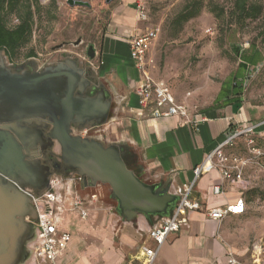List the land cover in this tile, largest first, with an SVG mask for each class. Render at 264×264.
<instances>
[{
	"label": "crops",
	"instance_id": "crops-1",
	"mask_svg": "<svg viewBox=\"0 0 264 264\" xmlns=\"http://www.w3.org/2000/svg\"><path fill=\"white\" fill-rule=\"evenodd\" d=\"M147 27L150 26L137 18L134 0H115L100 47L95 51L96 64L89 66L94 74L91 85L103 87L108 95V129L114 139H104L102 135L96 138L104 139L108 145H119L125 154L133 155L130 165L141 169L144 181L164 182L168 192L173 193L177 186L193 180V168L223 139L231 124L245 126L258 120L250 119L241 104L235 108L217 103L189 119L177 115L154 117L151 105L141 107L134 92L141 74L131 58L129 41ZM256 131L257 136H264V127ZM228 151L246 154L240 142ZM65 179L69 189L62 194L58 231L69 233L70 241L58 256V264H138L142 248L154 246L148 230L158 219L150 223L143 214H137L133 220H124L97 194L88 192L81 195L87 211L81 218L73 206V197L79 196L75 180ZM219 181L216 170L195 181L192 197L198 199L202 210L189 212L187 224L168 235L154 264H229L230 257L237 264H252V245L258 242L264 248V237L251 240L252 229L261 223L248 215V210L250 198L264 192V169L249 164L240 179L224 182L223 193L214 194L212 186ZM81 185L84 186L82 181ZM92 195L95 197L90 199ZM238 198L246 203L245 213L226 216L219 222L208 218V209L232 204ZM260 256L264 259V249ZM32 258L28 252L25 263L31 264Z\"/></svg>",
	"mask_w": 264,
	"mask_h": 264
},
{
	"label": "rangeland",
	"instance_id": "rangeland-1",
	"mask_svg": "<svg viewBox=\"0 0 264 264\" xmlns=\"http://www.w3.org/2000/svg\"><path fill=\"white\" fill-rule=\"evenodd\" d=\"M81 1L87 2L89 6L68 5L66 0H18L12 11H4V22L9 28L15 27L28 10L32 14V28L27 41L10 56L0 53L6 64L14 67L15 64L22 65L28 61H34L36 65L54 63L66 53L76 59L93 79L94 74L89 66L95 65L96 61L95 58H88L86 48L92 45L95 51L99 49L115 0L107 3L105 0ZM200 1V12L183 23L178 32L174 31L172 18L185 0L147 1L145 24L159 26L160 32L147 53L146 70L153 80L163 82L169 88L176 102L186 110L187 118L215 106L221 85L232 81V77L240 72L238 76L243 83L240 104L250 119L262 120L264 39L257 34L264 27V0H253L261 6L259 17L247 19L241 24L234 23L230 16L234 0ZM78 39L80 43L75 45ZM234 45L239 47V53L232 51ZM252 48L260 54L257 64L254 67H238L241 54H251ZM31 50L32 56L29 55ZM109 124L107 120L101 127L74 133L89 138L102 135L104 139L112 140L114 136L109 132ZM104 128L105 135L101 131ZM104 139L100 141L108 145ZM61 177L75 178L76 175ZM74 188L80 198L87 192L95 193L105 205L115 209L116 202L110 196L108 185L98 183L82 187L81 181L75 180ZM250 201L248 215L261 223L259 228L252 229L251 240H254L264 237V192L252 196Z\"/></svg>",
	"mask_w": 264,
	"mask_h": 264
},
{
	"label": "water",
	"instance_id": "water-1",
	"mask_svg": "<svg viewBox=\"0 0 264 264\" xmlns=\"http://www.w3.org/2000/svg\"><path fill=\"white\" fill-rule=\"evenodd\" d=\"M66 3L89 6L81 0ZM86 55L95 57L92 45ZM62 57L42 72H15L0 54V264H21L28 258L26 244L33 238L36 214L25 189L39 191L47 186L46 168L36 157L44 137L30 126L33 121L46 119L51 124L49 138L84 186H109L115 212L124 220L137 214L150 223L155 217H170L180 198L168 192L164 182L144 181L141 169L128 163L133 155L125 154L119 145H104L72 132V123L103 126L111 104L105 89L91 85L76 59L66 53Z\"/></svg>",
	"mask_w": 264,
	"mask_h": 264
},
{
	"label": "built area",
	"instance_id": "built-area-1",
	"mask_svg": "<svg viewBox=\"0 0 264 264\" xmlns=\"http://www.w3.org/2000/svg\"><path fill=\"white\" fill-rule=\"evenodd\" d=\"M137 18L147 20L146 0H134ZM160 32L159 26L147 27L143 32L133 36L129 41L131 58L141 74V82L135 88L138 104L146 108L151 105V114L154 117H167L177 115L187 118L186 110L179 105L169 88L163 82L153 80L147 67V53L150 44L157 38ZM264 127V118L250 125H239L235 122L224 132L223 139L205 156L204 160L193 168V180L177 186L172 194L180 196L170 217L157 218V222L148 230V237L154 242L152 247H143L137 258L138 264H154L159 249L166 241L169 234L177 232L181 226L188 222V213L202 210L198 199L192 194L195 181L203 174L216 170L220 181L212 186L214 194L223 193V184L233 178H241L249 164H255L264 169V150L257 145L256 129ZM93 130L95 128H88ZM87 132L86 128L84 130ZM244 146L245 155L231 153L228 150L238 146ZM70 179L80 180L70 177ZM69 189V181L61 176L52 175L47 180V186L43 190L26 188L25 192L31 199L36 218L33 222L34 235L26 244L29 254H32L31 264H58L57 258L70 241V234L59 232L58 213L62 208V194ZM95 195L90 196L93 199ZM80 196L73 197V206L78 210L79 216L85 218L86 209L82 206ZM246 211V203L243 198H238L232 204L210 208L206 211L208 218L221 221L229 215H241ZM156 218V217H155ZM263 245L253 243L252 264H264L260 254ZM237 260L230 257L229 264H237ZM126 264H134L128 262Z\"/></svg>",
	"mask_w": 264,
	"mask_h": 264
},
{
	"label": "trees",
	"instance_id": "trees-1",
	"mask_svg": "<svg viewBox=\"0 0 264 264\" xmlns=\"http://www.w3.org/2000/svg\"><path fill=\"white\" fill-rule=\"evenodd\" d=\"M146 0V5H147ZM18 0H0V53L5 56L12 55L16 49L27 41L32 28V14L28 10L23 16H21L19 23L13 27L9 28L4 22L3 13L6 10L12 11ZM202 8V2L200 0H185L182 8L178 13L172 18V24L174 26V31L178 32L182 27L183 23L189 19L195 17ZM214 11V10H213ZM261 14V6L253 0H234L232 9L230 10L231 19L236 24H241L247 19H256ZM257 36L264 39V27L257 34ZM254 48V46H253ZM251 54H241V62L238 67L245 68V65L255 66L260 59V54L253 50ZM232 51L234 53H239L238 46H232ZM29 55H33V51H29ZM241 73H236L232 77V81L221 85V91L218 98V103L230 104L237 107L242 99L241 94L243 90V83L241 82V77L238 76ZM256 143L264 150V136H256ZM254 192V191H253Z\"/></svg>",
	"mask_w": 264,
	"mask_h": 264
},
{
	"label": "flooded vegetation",
	"instance_id": "flooded-vegetation-1",
	"mask_svg": "<svg viewBox=\"0 0 264 264\" xmlns=\"http://www.w3.org/2000/svg\"><path fill=\"white\" fill-rule=\"evenodd\" d=\"M88 46H87V48H88ZM87 48H86V51H87ZM94 51H95V49H94ZM62 58H61V60H62ZM59 61L60 60H58L54 63L45 62V63L39 64V65H36L34 61H28V62H26V64H22V65H16L15 64V66L12 68H15V72H20L22 70H29L31 72H42L47 67L55 65ZM85 73H86V70H85ZM87 77L90 79V76L87 75ZM30 126H35L39 130H41L43 133L44 142L37 147V156L36 157L39 159L41 165H43L46 168L44 170V173L47 177V180L52 175H58V176H67V175H71V174L76 175V173L74 171L69 170L68 167L63 163V161L60 158V151L58 149L59 147H57L56 146L57 144L54 141H52L48 136V131L51 128V124L46 119H43V120H40L39 122L33 121L30 124ZM70 127H71V130L73 133H74V131L79 132L85 128H90L89 125L86 123L84 125L72 123ZM128 163L130 165V162H128Z\"/></svg>",
	"mask_w": 264,
	"mask_h": 264
},
{
	"label": "bare ground",
	"instance_id": "bare-ground-1",
	"mask_svg": "<svg viewBox=\"0 0 264 264\" xmlns=\"http://www.w3.org/2000/svg\"><path fill=\"white\" fill-rule=\"evenodd\" d=\"M56 146L58 147V145H56ZM58 149H59V148H58ZM25 261H26V260H25ZM25 261H24V262H25ZM24 262H23V263H24ZM23 263H21V264H23Z\"/></svg>",
	"mask_w": 264,
	"mask_h": 264
}]
</instances>
